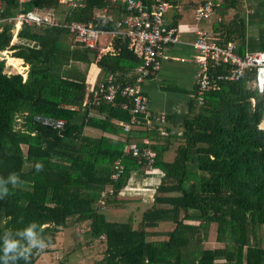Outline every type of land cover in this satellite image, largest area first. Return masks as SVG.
<instances>
[{
  "label": "trees",
  "instance_id": "1",
  "mask_svg": "<svg viewBox=\"0 0 264 264\" xmlns=\"http://www.w3.org/2000/svg\"><path fill=\"white\" fill-rule=\"evenodd\" d=\"M1 1L5 17L20 10L42 15L51 11L60 20L91 23L104 30L115 29L127 15L113 0H85V5L67 13L60 0ZM239 3L222 0L212 39L220 45L237 42L244 53L246 24ZM98 9H106L99 21ZM14 28L15 20L2 24L0 53L13 49L31 70L26 79L22 73H8L6 58H0V177L15 173L21 182L15 188L8 185L9 195L0 199V255L5 231L35 222L38 230L43 229L47 246L62 228H85L87 243L103 248L102 257L92 264H264V129L259 127L264 91L257 87L255 69L238 80L221 82L203 102L197 98L198 84L172 148L173 135H163V124L157 121L145 127L142 120L124 131L123 123L136 116L127 96L119 93L110 102L94 93L110 73L119 84L134 83L132 72L143 58L129 47L128 37L114 38L117 61L111 62L99 59L96 49L81 46L64 27L22 24L17 32L20 42L12 44ZM14 56L12 61L24 70L25 63ZM92 62L101 68V78L89 91L86 73ZM36 116L65 119V124L55 128ZM86 127L102 134L88 135ZM130 143L155 151L151 167L125 152ZM172 150L174 158L166 159ZM118 159L124 174L113 180ZM37 164L43 165L42 170L37 171ZM143 167L161 173L150 208L140 220L133 212L124 220L111 219L110 207L134 202L116 197L122 195L130 175ZM112 188L114 193H108ZM164 222L173 228L158 229ZM213 224L219 245L207 247ZM39 251L33 250L27 264H37ZM17 264L26 262L21 259Z\"/></svg>",
  "mask_w": 264,
  "mask_h": 264
},
{
  "label": "built area",
  "instance_id": "2",
  "mask_svg": "<svg viewBox=\"0 0 264 264\" xmlns=\"http://www.w3.org/2000/svg\"><path fill=\"white\" fill-rule=\"evenodd\" d=\"M113 2L125 7L127 15L117 21V26L127 28L126 34L131 39V45L143 57L144 62L137 68L134 83L119 84L111 74L106 81L101 82L98 86L99 89L94 90V93L95 95L102 93L103 97L110 102H113L116 96L121 93L127 96L129 102L133 103L132 112L136 116L131 122L123 123L124 131H129L133 125H141L142 120L145 127H152L156 121L163 124L164 118L154 115L150 111L148 96L142 91L141 85L151 73L160 67L163 46L179 42V30L168 27L164 19L171 4L168 0H113ZM82 3L83 0H69L68 2L72 7L80 6ZM219 5L220 0H204L201 5L195 8V19L200 21L210 18L215 14ZM3 11L4 8L0 1V23L15 19L20 24L62 25L50 14L41 15L34 10L21 11L14 18L2 16ZM63 26L75 35L76 40L91 48L97 46L101 35L105 33V30L75 20L65 23ZM193 46L197 51L196 59L199 62L197 96L201 102L204 101L208 91L219 89L221 82L238 80L245 71L251 69L256 70L257 87L261 92L264 91V51L240 53L236 42L229 41L225 45H220L211 38L208 31L200 28L196 30ZM127 105L128 103L124 104L125 107ZM36 119L55 128H62L65 124V119L61 118L36 116ZM259 127L264 129V118ZM146 142L148 141L146 140ZM124 150L138 157L139 162L146 167H151L150 165L155 162L156 153L148 145L138 146L135 143H130L125 145ZM115 168L117 170L112 177L113 180H118L124 174V165L121 159L115 161ZM108 193H114L113 188ZM106 195V192L102 194L104 197L101 199L102 208L106 203Z\"/></svg>",
  "mask_w": 264,
  "mask_h": 264
},
{
  "label": "crops",
  "instance_id": "3",
  "mask_svg": "<svg viewBox=\"0 0 264 264\" xmlns=\"http://www.w3.org/2000/svg\"><path fill=\"white\" fill-rule=\"evenodd\" d=\"M60 2H61V8L64 9L65 13H67L70 8H74L68 4L69 0H60ZM171 2L173 3L172 4L173 6L170 7L164 19L168 27L176 28L179 30V42L163 46L162 60H161L160 67L157 70H155L153 73H151V75L148 76L142 82L141 89L148 96L150 111L153 114L162 116L164 118L162 133L163 135L167 133L169 134V136L173 135V137H171V141H173V145H171V147L174 148L176 146V141H177L176 135H179L182 132V122L188 114L190 101L192 97L195 95L197 85H198L197 72L199 69V62L196 59L197 51L195 50L193 46V41L196 36V30L198 28L204 29L211 34V38H212V30L214 29L213 28L214 23L220 20L221 18L219 14L216 13V14H213L208 19H202L200 21H197L195 19V16H194L195 8L201 5L204 2V0H171ZM1 3L4 8V11H3L4 13L5 6L2 1ZM113 4L116 7L120 6V4H115L114 2ZM221 4L222 2H220V5ZM83 5H85V0H83V3L80 6H83ZM238 7L240 11V16L243 18L246 24L245 51H264V0H240ZM19 12H21V10ZM43 12H47L46 15L50 14L51 16H53V13L51 11H43ZM3 13H2V16H4ZM105 13H106V9L96 10V16H95L96 20L98 21L101 20L105 16ZM14 17H11V18H14ZM54 18L59 20L62 24V25H57V26H61V27L68 29L67 27L63 26V24L65 23L67 24L70 21L67 22L64 20H60L58 17H56V15L54 16ZM108 18H112V15L109 14ZM12 20H15V19H12ZM5 22H8V21H5ZM3 23L4 22L0 23V29L2 28ZM21 26L22 24L17 23L15 20L14 37L12 39L13 41L12 44H18L20 42V39L17 37V32L19 31ZM126 30L127 28L118 27V26L115 29L105 30V33L101 35L99 42L95 48H91L80 41H78V43H80L81 46L83 47H86L89 49H96L97 56L102 61L115 62L117 61V50L114 48L113 42H114V38L117 35L122 34L123 36L129 38L130 40L129 47L133 50V52L137 54L139 57H142L137 52V50L133 49L131 45V39L126 34ZM69 32L73 34L70 30ZM236 45H237V42H236ZM238 48L239 47L237 45V49ZM8 50H13V49H8ZM14 57H17V56H14ZM7 58L10 59V56H8ZM17 58H20V57H17ZM20 59L25 63L23 64V68H24L23 71L26 72V75L23 77L24 79H26L31 68L27 61L23 60L22 58ZM143 62H144V59H143ZM143 62L139 64L132 72L135 77L137 73V68L140 65H142ZM9 66L10 68L6 70L8 73H10L12 70L15 69L14 66L12 65H9ZM219 70H221V68H219ZM100 71H101V68L98 66L96 62H92L87 68L86 80H87L89 91L92 90V87H94L95 84L101 78ZM12 73H15V72L13 71ZM132 73L128 75H131ZM111 74L113 75V73L108 74L105 80H107V78ZM212 90H215V89H212ZM94 129H97V128H94ZM97 130L100 131L99 135H101L102 131L100 129H97ZM170 153L171 152H167L165 154L166 159L170 158V155H169ZM144 170L145 169L143 167L139 171H135L134 173H136V175L134 177L135 178L143 177V179H149L148 176H146V175H149L151 176V178H154L156 180V185H153V184L146 185L150 188L149 197L151 196L152 197L151 200H153L155 188L158 182L160 181L161 173L158 169H155L149 174L147 173L143 174L142 172H144ZM134 181H136V182H133L134 186H136L137 184L140 186V184L137 182L136 179ZM143 184H147V182L144 181ZM138 197L139 196L131 197V198L130 197L128 198L125 196L121 197V194H120L119 196L116 197V199H118L119 201L123 199H128V200L137 202ZM149 197L147 199H149ZM130 212H133V211H129V213L126 216L131 214ZM110 214L113 216L116 215L115 212H110Z\"/></svg>",
  "mask_w": 264,
  "mask_h": 264
},
{
  "label": "rangeland",
  "instance_id": "4",
  "mask_svg": "<svg viewBox=\"0 0 264 264\" xmlns=\"http://www.w3.org/2000/svg\"><path fill=\"white\" fill-rule=\"evenodd\" d=\"M220 2H222V0H220ZM12 53L13 50H7L5 52L0 53V58H6V70L10 68L9 65H12L15 67V69L12 70L10 73H12L13 71L15 73L22 72L23 76H25L26 72H24L21 67L16 66L15 63L12 61ZM8 56H10V59L7 58ZM85 133L92 136H99L100 131L94 129L93 127H86ZM174 153L175 151L173 152L172 150L169 154V160H172L174 158ZM152 171L154 170H144V172L142 173L149 174ZM135 175L136 173L134 172L130 175L131 178L129 180V184L122 192L121 197L125 196L131 198L139 196L140 198L138 197L137 202H130L129 205L125 206L124 208L110 207L107 212L116 213V215L114 216H109L111 219L124 220L127 218L126 215L129 213V211H133L135 212V218L137 220H140L143 211H145L148 207L150 208L155 196L153 197V200H151L152 197H149L150 188L146 185H156V180L154 178H151V176L149 175H146L149 179H143V177L135 178ZM135 179L140 184V186L138 184L136 186L133 185V182H136L134 181ZM144 181L147 182V184H143ZM148 197L149 199H147ZM164 228L167 230H171L173 228V224L170 222H164L158 229ZM84 230L85 228L81 226L79 228H62L61 231L57 234L55 242L52 245L46 246L44 249L39 251L38 255L36 256V263L59 264L60 260H67L72 264H92L94 261L100 259L103 255V248L100 247L99 243H94L93 245L88 244L84 235ZM218 245L219 244L216 242V225L213 224L210 230L209 239L206 242V246L216 247ZM48 248L51 249L48 250Z\"/></svg>",
  "mask_w": 264,
  "mask_h": 264
},
{
  "label": "clouds",
  "instance_id": "5",
  "mask_svg": "<svg viewBox=\"0 0 264 264\" xmlns=\"http://www.w3.org/2000/svg\"><path fill=\"white\" fill-rule=\"evenodd\" d=\"M43 165L37 164V171L42 170ZM19 183V177L12 173L7 178L0 177V199L9 195L8 185L15 188ZM43 229L38 230V225L35 222L30 223L27 227L16 231L8 230L3 234L2 255L0 261L3 264H17L23 259L26 264L33 250H42L46 244V239L42 235Z\"/></svg>",
  "mask_w": 264,
  "mask_h": 264
}]
</instances>
